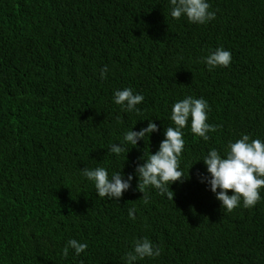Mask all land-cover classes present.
I'll return each mask as SVG.
<instances>
[{
    "label": "trees",
    "instance_id": "16d2710c",
    "mask_svg": "<svg viewBox=\"0 0 264 264\" xmlns=\"http://www.w3.org/2000/svg\"><path fill=\"white\" fill-rule=\"evenodd\" d=\"M206 2L215 19L200 25L173 19L170 0H0V264H126L145 237L161 254L135 264H264V189L253 208L227 212L201 182L211 149L223 157L242 135L264 142V0ZM217 48L231 63L209 71L203 58ZM124 88L144 96L138 113L114 103ZM189 96L207 101L219 129L204 141L189 121L184 182L169 186L173 202L147 188L145 204L135 169ZM149 121L148 140L123 143ZM98 167L133 175L118 201L81 173ZM70 239L88 247L65 258Z\"/></svg>",
    "mask_w": 264,
    "mask_h": 264
},
{
    "label": "clouds",
    "instance_id": "9594fccd",
    "mask_svg": "<svg viewBox=\"0 0 264 264\" xmlns=\"http://www.w3.org/2000/svg\"><path fill=\"white\" fill-rule=\"evenodd\" d=\"M170 5V15L176 20L184 16L189 23L203 25L215 19V12L209 11L210 5L206 0H170ZM231 58L229 51L217 48L204 57L203 62L211 71L217 67H228ZM107 72L108 68L105 66L100 70V78L105 79ZM143 100L144 96L134 94L131 88H124L114 93V103L120 106L122 112L138 113L139 109L136 106ZM207 110L206 100L191 96L172 106L170 120L174 126L166 128L158 151L155 154L149 153L146 160L142 157L144 163L135 169L136 190L143 194L141 199L145 204L149 202L146 191L149 187L156 189L160 195H166L173 202L174 193L169 190V186L176 182L183 183L185 180L184 173L180 170L179 160L185 143L182 129L188 127L190 121L191 133L204 141L209 139L208 133L219 129L218 125L208 123ZM116 119L117 122L121 121L120 116ZM157 130V125L149 121L146 128L126 132L123 143L136 146L138 141L148 140L149 135ZM128 152L129 150L122 145L113 144L110 148V153L117 156ZM202 162L206 166L208 176L201 182L207 181L210 191L216 194L215 198L220 202L221 208L231 212L242 202L245 209H251L260 201V191L264 189V142L260 139H250L249 135H242L235 142L228 143L223 157L216 149H211ZM81 173L94 183L100 198L109 200L118 201L123 193L130 189L133 180V175H128L125 179L121 171L109 177L107 170L103 167L84 168ZM229 192L232 194L228 195ZM134 213V208L129 209V219H135ZM87 247L86 243L70 239L62 250V256L66 258L70 248L74 249L76 255H80ZM161 251L147 237L137 239L133 243L132 250L126 253V264H135L136 261L146 257H158Z\"/></svg>",
    "mask_w": 264,
    "mask_h": 264
}]
</instances>
